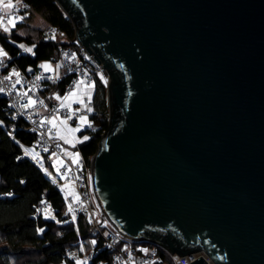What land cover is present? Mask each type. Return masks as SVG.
<instances>
[{
	"label": "water",
	"instance_id": "obj_1",
	"mask_svg": "<svg viewBox=\"0 0 264 264\" xmlns=\"http://www.w3.org/2000/svg\"><path fill=\"white\" fill-rule=\"evenodd\" d=\"M56 1L109 75L104 215L170 253L264 264V0Z\"/></svg>",
	"mask_w": 264,
	"mask_h": 264
},
{
	"label": "built area",
	"instance_id": "obj_2",
	"mask_svg": "<svg viewBox=\"0 0 264 264\" xmlns=\"http://www.w3.org/2000/svg\"><path fill=\"white\" fill-rule=\"evenodd\" d=\"M5 2L7 3V0ZM13 4L14 8L12 10L4 9L0 11V16H3V25H0V33H4L3 26H7L11 33L19 24L27 22L32 17L34 8L29 1L13 0ZM9 14L16 18L23 16L24 19L23 21L17 19L15 27H12L8 23ZM43 35L47 39H53L54 35L57 40L64 37L63 31L53 25L44 27ZM13 59L14 57L8 53V57L3 58V65L0 66V88L4 89V92L0 94L7 100L13 121L15 123L23 122L26 125V130L35 135L33 144L21 147L22 157L33 161L42 169L48 179L62 193L65 202L64 211L61 215H58L55 206L44 196L41 200H45L46 203L41 204V200L39 201L36 206L35 217L45 218V210L47 209V218L45 219L60 220L63 224L73 225L76 231L77 228L79 229L75 245L66 253V256L71 259L73 264H76L77 259L85 261V264H93L94 259L101 252L108 253L111 264H192L191 262L201 256L210 264H215L205 251L183 256L169 252L171 259H168L159 249L152 246V242L134 239L125 235L104 215L92 183L91 163L87 168H84L80 162L83 160L80 153L77 151L79 155H73L65 140L61 139L64 127L67 126L69 121L82 125L78 119L80 115L87 116L91 125L89 127L88 124H83V129H98L91 119L95 106L93 101L94 88L91 90L92 98L89 100V89L86 85L93 81L95 82L96 78L100 77L101 74L108 81L109 75L103 64L97 61L94 54L89 53L74 38L72 42L60 49V56L57 60L49 59L41 62L50 63L52 65V70L50 71L41 68V63H39L36 69L24 72L13 63ZM57 63L60 65L62 74H59L56 70ZM13 68L20 73V76L13 75L11 79L5 80L4 78L9 76ZM37 77H40V79H37ZM66 77H69L70 81L63 92L58 86ZM80 80H83V83L76 89L75 82ZM54 87L56 90L51 92ZM74 89L76 93L85 91L80 97V99L84 100V104L79 101L78 103H73L69 100L62 101L56 98L52 102L48 101V98L53 96L51 93L59 94L63 97ZM29 97L36 103L29 105L27 108L21 107V105L28 104ZM61 104L65 106L61 107ZM68 104H71L70 108L67 107ZM85 104L92 108L91 112L87 111ZM54 117H58L55 120V127L48 123V119ZM65 120L66 125L62 123ZM15 128L16 126L12 129L14 130ZM39 162H42L48 172H45ZM54 180L55 183L53 182ZM5 196H7L5 193H0V197ZM69 205L72 207V212L68 211ZM37 209L40 211L37 212ZM73 212L75 213V220H73ZM53 216L55 219L52 218ZM81 219L88 224L89 232L87 236L80 230ZM63 221H67V223ZM92 240H95L96 244H91L90 241ZM81 245H83L84 251H80ZM143 249H148V251L144 252ZM98 264H105V262L100 260Z\"/></svg>",
	"mask_w": 264,
	"mask_h": 264
},
{
	"label": "trees",
	"instance_id": "obj_3",
	"mask_svg": "<svg viewBox=\"0 0 264 264\" xmlns=\"http://www.w3.org/2000/svg\"><path fill=\"white\" fill-rule=\"evenodd\" d=\"M27 1L41 14L47 26H57L63 31L64 37L47 39L43 35L44 27L30 26L29 20L19 24L10 34L0 33V45L14 57L13 63L24 72L29 67L36 69L45 60H57L60 49L75 38L74 24L56 0ZM18 27H22L24 33L17 32ZM20 44L27 48L35 45V55L21 49ZM69 81V77L64 78L58 88L64 92ZM107 91V86L97 77L91 119L98 129H83L80 134L88 135L89 139L75 147L87 166L109 126ZM0 121H3L0 123V193L7 195L0 197V264H73L66 253L77 240L74 226L35 217L36 206L44 196L61 215L65 209L64 197L38 165L22 157L21 145L33 144L35 135L26 130L23 122L13 121L7 100L1 94ZM14 126L16 128L13 130ZM9 132L14 136H10ZM18 156L20 159H17ZM37 228H44V232H37ZM80 230L85 236L88 235L89 227L83 219L80 221ZM100 260L111 264L107 252H101L93 264H98Z\"/></svg>",
	"mask_w": 264,
	"mask_h": 264
},
{
	"label": "snow or ice",
	"instance_id": "obj_4",
	"mask_svg": "<svg viewBox=\"0 0 264 264\" xmlns=\"http://www.w3.org/2000/svg\"><path fill=\"white\" fill-rule=\"evenodd\" d=\"M0 6H2V7H0V11H3L4 9L12 10L14 8L13 0H7V3L5 2V0H0ZM16 10L18 11V9H16ZM17 19L19 21H23L24 17L23 16H20L19 18H16V17L12 16L11 14H9V21H8V23L11 24L12 27H15V24L17 22ZM0 25H3V16H0ZM3 32L10 34V29L7 26H3ZM52 38L55 39V36L53 35ZM13 43H15V41H13ZM19 47L21 49H24V51L29 52L32 55H35V52H33V47H35V45H33L32 47L25 48V46L23 44H20ZM65 55H67V54H65ZM4 57H8V52L4 50L3 46H0V66L3 65V58ZM9 59H10V57H9ZM40 67L41 68H44L45 70H48V71L52 70V65L50 63H48V62L41 63L40 64ZM57 67H59V65H57ZM121 67H124V66L121 65ZM28 71L29 72L32 71L31 67L28 68ZM13 75L19 77L20 76V73L18 71H16L15 68H13L12 71H11V73L9 74V76H6L4 79L5 80L11 79V77ZM37 79H40V77H37ZM100 79L103 82V85L107 86L108 81H107V79L104 78V76L102 74L100 76ZM82 83H83V80L76 81L75 82L76 89H78L79 86H80V84H82ZM86 87H88V89H89L88 99L91 100V98H92L91 97V90L95 87V82L93 81V82L89 83L88 85H86ZM2 92H4V89L3 88H0V93H2ZM55 98L57 100H62V101H67L70 98H77V99H79V102L81 104H84V100L83 99H80V98L76 97V90L75 89L72 92L66 93L63 97H61L59 94H55ZM35 103H36V101L32 100L31 97H29L28 98V104L21 105V107L27 108L29 105L35 104ZM41 103H42V101H41ZM64 106H65L64 104H61V107H64ZM84 106H85V108H87V111H89V112L92 111V108L88 107L86 104ZM67 107L70 108L71 107V104H68ZM77 111H79V110L77 109ZM68 118H71V117H68ZM56 119H58V117H54V118L48 119V123L52 124L55 127L56 126V124H55V120ZM78 119H79V121L81 122L82 125L83 124H88L89 127H91V125L88 122L87 116L80 115L78 117ZM0 123H3V121H0ZM62 123H64L66 125V120L65 121H62ZM79 130H80L79 127L71 129V131L73 133H75V132H77ZM33 131H35V129H33ZM8 134L10 136L12 135L11 132H9ZM61 139H65V137L62 136ZM88 139H89V136H87V135L83 136V138H82L83 141H87ZM68 142L69 143H72V141H68ZM17 143H19V141H17ZM21 147H23V145H21ZM45 151H47V149H45ZM53 155H55V154L53 153ZM75 155L78 156L79 153H76ZM17 159H20V157L18 156ZM45 172H48V170L45 169ZM49 175H51V173H49ZM53 182L55 183V180ZM8 195H11V193H8ZM40 203L41 204H45L46 201L45 200H41ZM39 211L40 210L37 209V212H39ZM68 211L69 212H72L73 211L71 205L68 206ZM65 215H67V213H65ZM45 218H47V209L45 210ZM52 218L55 219L54 216ZM73 220H75V213L74 212H73ZM56 222L57 223H61L62 221L56 220ZM63 222L64 223H67V221H63ZM78 231H79V229L77 228V232ZM37 232L43 233L44 232V228H37ZM105 235H107V233H105ZM90 243L94 245V244H96V241L95 240H92V241H90ZM80 251H84L83 245H81ZM143 251L144 252H147L148 249H143ZM70 255H72V254H70ZM221 259H224V257H221ZM76 264H85V261L80 260V259H77L76 260Z\"/></svg>",
	"mask_w": 264,
	"mask_h": 264
},
{
	"label": "crops",
	"instance_id": "obj_5",
	"mask_svg": "<svg viewBox=\"0 0 264 264\" xmlns=\"http://www.w3.org/2000/svg\"><path fill=\"white\" fill-rule=\"evenodd\" d=\"M37 27H40V26H37ZM18 28H19V27H18ZM22 29H23V28H22ZM17 32H19V33H23V31H18V29H17ZM57 65H59V64H58V63L56 64V70H57V72H58L59 74H62V70H61V68H60V65H59V67H57ZM55 90H56V89H55ZM55 90H54V91H55ZM54 91H51V92H54ZM84 93H85V91H78V92L76 93V97L80 98L81 95L84 94ZM51 94H52L53 96L48 98V101H49V102H52V101L55 100V96H54L55 93H54V94L51 93ZM69 101H71V102H73V103H78L79 99H77V98H70ZM78 125H79V124H78L77 122H68V123H67V126L64 127V130H63V132H62L63 137H65L64 140H65V142H66V144H67V147H68L70 150H73V148H75L76 145H77L78 143L83 142V140H82L83 136L80 134V132L83 130L82 126H81L80 130L77 131V132H75V133H73V132L71 131V129H73V128H77ZM84 136H85V135H84ZM87 136H88V135H87ZM68 141H72V143H69Z\"/></svg>",
	"mask_w": 264,
	"mask_h": 264
},
{
	"label": "rangeland",
	"instance_id": "obj_6",
	"mask_svg": "<svg viewBox=\"0 0 264 264\" xmlns=\"http://www.w3.org/2000/svg\"><path fill=\"white\" fill-rule=\"evenodd\" d=\"M28 24L30 26H33V27H37V26L46 27L47 26L46 25V21L44 20V18L41 16L40 13L36 12L35 10L32 11V17L29 19ZM18 31H23L22 27H19ZM25 48H27V47H25ZM54 90H55V87L52 89V91H54ZM69 122H71V121H69ZM81 126L82 125H78L77 127H79V129H80ZM71 152H72L73 155H75L77 153V150L75 148H73V150ZM80 162L82 163V166L84 168L85 167L87 168V165L85 164V162L83 160L80 161ZM152 246H154L155 248L159 249L160 252L162 254H164L168 259H171V254L164 247H161V245L159 246V245L154 244V243H152Z\"/></svg>",
	"mask_w": 264,
	"mask_h": 264
},
{
	"label": "bare ground",
	"instance_id": "obj_7",
	"mask_svg": "<svg viewBox=\"0 0 264 264\" xmlns=\"http://www.w3.org/2000/svg\"><path fill=\"white\" fill-rule=\"evenodd\" d=\"M39 165H41V167H42L43 169H45V167L43 166L42 162H39Z\"/></svg>",
	"mask_w": 264,
	"mask_h": 264
}]
</instances>
